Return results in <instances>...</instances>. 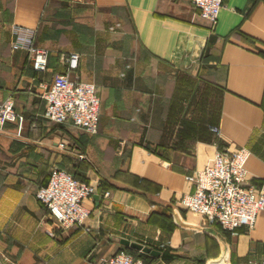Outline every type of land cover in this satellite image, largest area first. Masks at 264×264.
I'll use <instances>...</instances> for the list:
<instances>
[{
	"label": "crops",
	"instance_id": "0c3cea01",
	"mask_svg": "<svg viewBox=\"0 0 264 264\" xmlns=\"http://www.w3.org/2000/svg\"><path fill=\"white\" fill-rule=\"evenodd\" d=\"M13 24L37 28L47 70L12 50ZM68 51L101 97L96 133L45 116L41 83L65 70ZM0 96L23 116L0 129L2 261L105 264L121 249L146 264L264 261V209L232 234L180 204L186 175L217 150L212 125L223 144L249 149L244 184L264 181V0H224L213 28L191 0H0ZM54 168L98 193L84 226L51 236L36 191Z\"/></svg>",
	"mask_w": 264,
	"mask_h": 264
},
{
	"label": "built area",
	"instance_id": "2783aa9c",
	"mask_svg": "<svg viewBox=\"0 0 264 264\" xmlns=\"http://www.w3.org/2000/svg\"><path fill=\"white\" fill-rule=\"evenodd\" d=\"M203 20L212 28L217 23L224 0H191ZM119 23L112 26L115 30ZM12 50H23L31 60L36 72L48 69L49 50L36 44L37 28L13 24ZM80 53L68 51L61 54L65 65L63 72L54 75L50 83H41L40 96L47 101L45 116L56 123L72 122L87 132L96 133L101 116V97L94 82L81 79L78 73ZM23 120L15 109L12 96H0V129L7 122ZM210 130L221 136L220 128L210 126ZM216 140L217 150L206 166L187 174L186 179L193 184L191 192L183 193L180 204L186 210L201 214L210 222L218 223L222 229L237 234L240 229L251 231L256 226L258 216L264 209V181L259 185H245L246 161L249 149L245 146L230 148ZM65 147V142L60 143ZM98 193L96 184L77 178L63 168L52 169L49 180L36 191V197L51 219L46 232L56 236L59 232L76 226H84L90 216L85 201ZM102 195L107 197L108 191ZM0 264H21L19 261H2ZM105 264H146L126 249L111 255ZM251 264H264L263 260Z\"/></svg>",
	"mask_w": 264,
	"mask_h": 264
},
{
	"label": "water",
	"instance_id": "95a60500",
	"mask_svg": "<svg viewBox=\"0 0 264 264\" xmlns=\"http://www.w3.org/2000/svg\"><path fill=\"white\" fill-rule=\"evenodd\" d=\"M123 243H124L126 246H130V247H133V248H137V249L142 250V251H145V252H152V253H155V252L152 251L150 248L145 247V246H142L141 244H138V243H135V242H130V241H128V240H124Z\"/></svg>",
	"mask_w": 264,
	"mask_h": 264
},
{
	"label": "rangeland",
	"instance_id": "374dc122",
	"mask_svg": "<svg viewBox=\"0 0 264 264\" xmlns=\"http://www.w3.org/2000/svg\"><path fill=\"white\" fill-rule=\"evenodd\" d=\"M112 26H110V28H111ZM47 211V210H46ZM50 221H51V219L48 217V212H47V220H45L44 221V223H45V225H44V227H43V229H44V231L46 232V228L48 227V223H50ZM47 233V232H46ZM139 255V254H138ZM141 258H143V257H141ZM143 260H144V258H143ZM145 261V260H144Z\"/></svg>",
	"mask_w": 264,
	"mask_h": 264
},
{
	"label": "trees",
	"instance_id": "16d2710c",
	"mask_svg": "<svg viewBox=\"0 0 264 264\" xmlns=\"http://www.w3.org/2000/svg\"><path fill=\"white\" fill-rule=\"evenodd\" d=\"M134 254V253H133ZM134 256H136V257H141V255H138V254H134Z\"/></svg>",
	"mask_w": 264,
	"mask_h": 264
}]
</instances>
